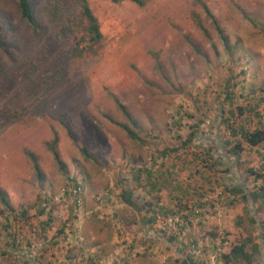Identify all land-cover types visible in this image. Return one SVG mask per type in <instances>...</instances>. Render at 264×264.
Returning a JSON list of instances; mask_svg holds the SVG:
<instances>
[{"label": "rangeland", "instance_id": "rangeland-1", "mask_svg": "<svg viewBox=\"0 0 264 264\" xmlns=\"http://www.w3.org/2000/svg\"><path fill=\"white\" fill-rule=\"evenodd\" d=\"M86 1L101 38L83 48L55 36L79 21L75 0H58L57 23L47 15L55 0H30L45 25L36 32L0 0V188L13 216L25 211L0 215V264H173L185 257H167L173 221L189 222L199 261L224 264L244 242L248 253L258 245L250 264H262L264 213L252 216L230 189L264 185L248 173L264 174V141L250 147L228 127L264 130V0H200L211 17L196 0ZM137 168L150 178L133 180ZM123 191L174 214L145 230Z\"/></svg>", "mask_w": 264, "mask_h": 264}, {"label": "trees", "instance_id": "trees-1", "mask_svg": "<svg viewBox=\"0 0 264 264\" xmlns=\"http://www.w3.org/2000/svg\"><path fill=\"white\" fill-rule=\"evenodd\" d=\"M113 3H118L121 1H130L138 6H142L147 0H108ZM197 3L200 5V7L203 9V11L206 13L208 17H211L207 7L205 6L204 3H202L200 0H196ZM15 4V11L17 14L18 19L23 22L28 28L34 32L37 30L41 31L43 28V24L37 23L35 20V14L33 12V7L31 5L30 0H13ZM75 3H77L78 7V15H79V21L75 22L74 19L69 18V22H61L59 23V26L56 29L55 36L57 37L58 35H65L67 32L71 37L73 38L74 45L77 47L78 45L82 44L83 48L88 47V45L94 44L98 42L101 38V34L98 28L97 21L95 17L92 15L87 1L86 0H75ZM62 4L58 2V0H55L54 6L50 7L49 11L47 12V15L49 17L50 22H55L57 23V16L61 14L60 11H62ZM214 24V22H212ZM39 24V25H38ZM215 29L218 32L219 39L225 45L226 47V39L222 35L221 31L218 30L217 27ZM2 30V26L0 23V31ZM6 47L7 43L5 40L2 38V34L0 32V48L6 52ZM116 106L120 110V112L123 114V116L130 122L129 116L125 110V108L119 104L116 100ZM238 114H242L244 111V108H237ZM123 130L125 131L126 135L130 139H136L134 136V133L128 129L127 127L121 126ZM230 130V133L232 136H239L241 140H243L248 146L250 147H255L259 146L263 141H264V130L261 127H256L253 130H246L243 129L242 127L238 128H231L228 127ZM190 138V137H189ZM190 141V140H189ZM188 142V141H187ZM233 150L234 151H240L239 144H234L233 145ZM51 154L55 160H57V154L54 151V149L51 147L50 148ZM169 149H162L160 150L159 154L164 157L169 153ZM80 154L83 156L85 160H94L93 156L88 153V151L84 148L81 147L79 148ZM29 159L32 163L33 171L36 174V177L39 178V168L33 158V156L29 155ZM149 169H143V168H137L135 170V174L133 176V180L139 181L140 177L142 176L143 173H146V177L148 179L150 178L148 174L150 175ZM248 173L253 177V180H258L260 179L261 182H264V174L261 172H257L251 169H248ZM161 177V176H160ZM162 178V177H161ZM157 179H160L157 177ZM164 182V181H163ZM156 190H159V188H154ZM234 193H240V199L243 201H248L251 203V205H254V208L252 210V216L257 217L258 215H262L264 213V185L258 186V188L253 189V190H247L246 192L242 190L241 188H231L230 189ZM121 200L123 201L124 204L129 206L131 209H133L134 212L143 213V216L141 220H148L149 223L152 221H155L158 217L161 218H168L169 215H173L170 210H166L167 208L165 207H159L157 209L154 208H149V205H142L138 204L134 200H132L131 195L129 191H123L121 194ZM0 215H3V218L5 221L6 219L12 215L13 219H16L17 217L20 218L25 215V211H20L16 216H13L14 210L11 207L8 198L5 194V192L0 188ZM5 212V215L3 214ZM38 213H41L39 211ZM251 216V217H252ZM11 217V216H10ZM24 218V217H23ZM253 218H251V221ZM255 220H257L255 218ZM17 221V220H16ZM254 221V220H253ZM257 222V221H256ZM261 226H264L263 222H260ZM172 237H170L171 239ZM261 242L264 243V236L261 234ZM245 243L241 242L240 244H232L229 247V250L227 253H224L221 255V259L224 264H237V263H245V264H250L251 261L254 258V255L258 254V245L254 244L251 247V252H245L244 250ZM201 264V262L198 259L193 258V256L187 255L186 257L182 258L181 260H176L174 261L173 264Z\"/></svg>", "mask_w": 264, "mask_h": 264}, {"label": "crops", "instance_id": "crops-1", "mask_svg": "<svg viewBox=\"0 0 264 264\" xmlns=\"http://www.w3.org/2000/svg\"><path fill=\"white\" fill-rule=\"evenodd\" d=\"M158 207H163V206H158ZM132 211H133V209H132ZM121 221H123V220H121ZM162 221H164V220H162ZM173 222H174L175 225H177L176 228L178 229V233L174 237L171 238V240L173 241V244L175 245V248H174L175 250H174L173 253H171L170 256H168V254H167V257H170L171 259L176 260L178 258L184 257V255L186 257V255L191 250H193L194 248H197L196 244L198 242H197V239L195 237L191 236L190 234H185L184 235V231L186 229H188L189 222H184V223L180 222V224L177 221H173ZM154 223H156V220L152 221L150 223H149L148 220H139L138 225H140V227H142L145 230H147V228L149 229L150 227H152L154 225ZM181 235H182V237H181ZM214 247L215 246L213 244L212 247L210 248L209 252L214 251ZM186 249H187V251H186ZM215 249H216V247H215ZM190 256H193L191 254V252H190ZM170 258H167V260H165V261L166 262L170 261ZM200 262H201V264H208L210 261H209V259L208 260L206 259L204 262H202V261H200ZM262 264H264V262Z\"/></svg>", "mask_w": 264, "mask_h": 264}, {"label": "built area", "instance_id": "built-area-1", "mask_svg": "<svg viewBox=\"0 0 264 264\" xmlns=\"http://www.w3.org/2000/svg\"><path fill=\"white\" fill-rule=\"evenodd\" d=\"M210 259H213V257H212V256H210Z\"/></svg>", "mask_w": 264, "mask_h": 264}]
</instances>
